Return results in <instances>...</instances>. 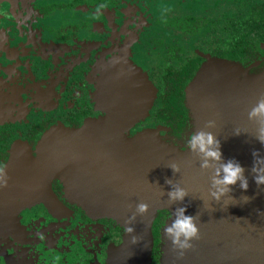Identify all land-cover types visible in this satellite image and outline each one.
Returning a JSON list of instances; mask_svg holds the SVG:
<instances>
[{
    "label": "flooded vegetation",
    "instance_id": "1",
    "mask_svg": "<svg viewBox=\"0 0 264 264\" xmlns=\"http://www.w3.org/2000/svg\"><path fill=\"white\" fill-rule=\"evenodd\" d=\"M255 12L264 17V0H0V166L7 173L16 158L17 178L7 187L33 173L47 132L109 117L127 89H156L130 137L164 128L158 137L175 145L172 127L150 123L184 117L162 107L161 90L184 86L180 111L189 117L185 89L205 67L227 77V69L255 65L241 81L264 71V42H252L251 56L245 42H234ZM142 93L136 109H143ZM70 178L56 175L47 190L45 179L30 177L27 192L0 200V264H163L169 213L157 212L144 262L142 246L128 243L122 225L82 208L77 199L85 195ZM28 194L45 202L33 200L8 218L3 211Z\"/></svg>",
    "mask_w": 264,
    "mask_h": 264
},
{
    "label": "water",
    "instance_id": "2",
    "mask_svg": "<svg viewBox=\"0 0 264 264\" xmlns=\"http://www.w3.org/2000/svg\"><path fill=\"white\" fill-rule=\"evenodd\" d=\"M253 66L242 71L227 69V77L205 67L185 89L187 107L191 116L201 122V129L208 120H216V128L205 130L220 141L223 159H234L245 169L248 190L243 191L237 183L231 192L234 199L224 197L218 204L211 201L210 206L201 199L207 196L211 173L200 171V158L195 153L165 147L158 137L164 128L147 129L130 137L134 126L148 117L143 109H136L141 103L139 88L135 87L131 92L127 89L120 109L109 117L93 120L78 130L62 126L47 132L39 143L33 173L0 190V200L27 192L30 177L45 179L47 190H51L53 177L70 176L85 195L77 199L82 208L114 219L124 228L129 226L124 222L135 212L136 204H149V214L137 216L130 225L135 235L143 238L136 245L142 246L144 259L151 260L152 226L157 212L166 210L171 214L169 226L175 209L187 206L185 215L197 216L200 239L192 241L194 249L186 252L183 259H177L168 241V264H264V186L256 185L250 171L252 152L259 151L264 157V146L255 139V124L247 115L264 94V72L240 80ZM149 88L156 97V89ZM237 129L242 133L239 136L234 135ZM172 163L179 165L180 173L172 172L168 167ZM69 170L71 174L67 175ZM166 179L188 190L183 204H169L167 192L171 189ZM245 196L250 202L246 203ZM35 199L40 198H34V202ZM127 240L130 243L131 237Z\"/></svg>",
    "mask_w": 264,
    "mask_h": 264
},
{
    "label": "clouds",
    "instance_id": "3",
    "mask_svg": "<svg viewBox=\"0 0 264 264\" xmlns=\"http://www.w3.org/2000/svg\"><path fill=\"white\" fill-rule=\"evenodd\" d=\"M248 120L255 124V139L264 146V94H261L256 103L248 111ZM216 120H208L203 129L193 132L187 141V148L200 158V171L202 173H211L210 186L207 196L202 200H207L210 206L211 201L217 204L224 197H231L232 187L239 183L243 191H247L249 184L245 176V169L234 159L225 161L220 150L221 145L217 137L210 131L205 129L216 128ZM241 131L237 129L235 136L241 135ZM253 165L251 174L254 182L258 187L264 186V157L259 151H253ZM174 174L180 173V167L176 163L168 166ZM8 177L4 166H0V187H7ZM165 183L170 187L167 192L168 202L172 204H183L185 198L189 195L188 190L181 187L179 183L174 184L172 179H166ZM163 195L164 193L161 192ZM246 203L250 202V198L244 197ZM187 206L177 207L173 213L172 223L164 229V234L168 241L171 242V251L176 253L177 259H183L185 253L193 250L192 241L199 240V228L197 227V216L185 215ZM149 214V204L139 202L136 204L135 212L125 220L124 232L131 237V244L136 245L143 239L141 236L135 235L133 225L137 216L145 217ZM260 214V213H258Z\"/></svg>",
    "mask_w": 264,
    "mask_h": 264
},
{
    "label": "trees",
    "instance_id": "4",
    "mask_svg": "<svg viewBox=\"0 0 264 264\" xmlns=\"http://www.w3.org/2000/svg\"><path fill=\"white\" fill-rule=\"evenodd\" d=\"M238 31H240L241 34L234 35V42H239V41H241L242 43L245 42L248 47V52L250 53L249 56H251V54H253L252 53L253 51L250 46L252 42H255V43L264 42V17L263 15L259 14L258 12H255L253 14L252 18L249 20L247 24L246 29L243 30V32L244 31L246 32L245 35L243 34L242 36V31L241 30H238ZM239 48H241V46ZM257 75H250V77H255ZM161 95H162V100L164 99L162 103V107H165L170 115L172 114L174 117H176L181 112L184 117L179 118V119L175 118V120L154 118L150 120V123H154V124L163 123V124H167L170 127H172V130L170 132L172 136L177 139V142L175 145L169 144L166 141H164V139L160 135L159 139L165 147L170 148L175 151H180V152L190 151L186 146L188 138L193 132H196L201 129V122L191 115L188 117L186 109L182 108V110L180 111L181 102L184 99V86H174V87H168L166 89H162ZM155 115H159V114H155ZM187 124L189 125L191 129L189 128L187 134L183 136L182 133L188 127ZM165 212L169 213L166 210ZM169 215L171 218L170 213ZM169 220L170 219L166 221L164 229L168 226ZM152 231H153V226H152ZM162 238H163L162 239L163 241L161 242L162 259H163L162 261H163V264H168V254H167L168 240L164 234V230H163ZM153 240H154V235H153Z\"/></svg>",
    "mask_w": 264,
    "mask_h": 264
},
{
    "label": "rangeland",
    "instance_id": "5",
    "mask_svg": "<svg viewBox=\"0 0 264 264\" xmlns=\"http://www.w3.org/2000/svg\"><path fill=\"white\" fill-rule=\"evenodd\" d=\"M139 90H142V95L145 97V99H144V106H143V110H142V112H145L146 114H149V110H150V108L152 107V105H153V103H154V99H155V96L153 97V92H152V90L149 88V86H147V87H144V88H139ZM152 97H153V99H152ZM129 114V113H128ZM91 121H93V120H88V121H86L84 124H83V126L81 127V129L84 127V126H86V125H88V124H90V122ZM62 126H55L54 128H52L51 130H52V132L54 131V130H58L57 128H61ZM61 130V129H60ZM14 158V157H13ZM13 158H11V160H13ZM15 163L16 162H14V161H12V162H10L9 163V165H8V168H7V177H8V182H13L12 180H15V179H17V178H13L15 175H16V173H15ZM38 163V162H37ZM36 163V164H37ZM7 182V183H8ZM72 184H74V181L70 178L69 179V186H71ZM73 186H75V184L73 185ZM31 196H36V195H34V194H28V195H26V196H24V197H20V198H17V199H15L12 203L13 204H11L10 206H9V208L6 210V211H3V212H5L6 214H7V217L8 218H14L16 215H17V213H18V209H19V207L20 206H24L25 204H28V203H30L34 198H31ZM39 198H41L42 200H36L35 199V201H38V202H45V199L43 198V197H39ZM148 259L146 258V259H144L143 261L145 262V261H147ZM143 261H141V262H143Z\"/></svg>",
    "mask_w": 264,
    "mask_h": 264
}]
</instances>
